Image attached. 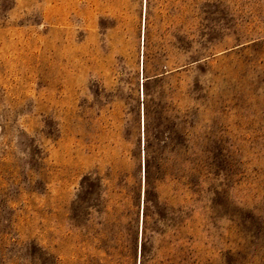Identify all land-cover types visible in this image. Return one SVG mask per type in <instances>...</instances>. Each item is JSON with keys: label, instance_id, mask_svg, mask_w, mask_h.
<instances>
[{"label": "rangeland", "instance_id": "rangeland-1", "mask_svg": "<svg viewBox=\"0 0 264 264\" xmlns=\"http://www.w3.org/2000/svg\"><path fill=\"white\" fill-rule=\"evenodd\" d=\"M0 264H264V0H0Z\"/></svg>", "mask_w": 264, "mask_h": 264}, {"label": "trees", "instance_id": "trees-1", "mask_svg": "<svg viewBox=\"0 0 264 264\" xmlns=\"http://www.w3.org/2000/svg\"><path fill=\"white\" fill-rule=\"evenodd\" d=\"M204 37H205V33H202L201 34V42L200 43H201V46H202L203 49H204V47L202 45L203 44L202 40L204 39ZM199 56H201V55H199ZM204 58L205 57L203 56L201 59H204ZM201 59H199V60H201ZM202 151L204 153L207 151L206 146L204 147V149H202ZM192 163L195 164V168L194 169H196V172H197V173H195V176L197 175V177L195 179H194V177L189 178V181H190L189 184H192L196 188H202L203 181H204L203 180V176H204V173H205V171L207 170V167H208L207 155L203 154L202 157L197 159L196 162L192 161ZM199 192H201V189L200 190L199 189L193 190L194 194H199Z\"/></svg>", "mask_w": 264, "mask_h": 264}]
</instances>
